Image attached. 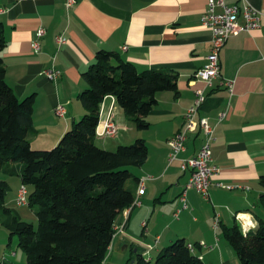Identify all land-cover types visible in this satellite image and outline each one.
I'll return each instance as SVG.
<instances>
[{
	"label": "crops",
	"instance_id": "crops-1",
	"mask_svg": "<svg viewBox=\"0 0 264 264\" xmlns=\"http://www.w3.org/2000/svg\"><path fill=\"white\" fill-rule=\"evenodd\" d=\"M246 2L260 14L259 27L229 37L219 55V77L206 86L194 76L211 48V33L201 22L206 0H76L69 10L65 0H0L6 83L19 99L34 97L37 133L29 139L31 147H54L85 114L79 100L87 88L82 75L99 50L119 54L138 72L158 69L177 77V93L156 94L145 130L133 126L114 97H105L100 105L95 139L99 147L114 150L137 139L147 145L146 162L131 169L134 178L143 179L140 205L117 217L106 262H127L136 250L153 261L162 248L183 239L198 246L204 264H239L223 237L224 228H242L244 223L253 231L257 221H264V0ZM241 3L226 0L229 6ZM238 22L243 23L242 18ZM38 28L45 30L39 39ZM58 36L67 42L57 44ZM34 41L38 51L32 48ZM49 69L60 76L47 79L43 72ZM197 89L203 90L205 101L196 118H206L214 128L211 157L219 173L208 199L188 190V207L183 209L179 196L189 172L181 170L180 160L196 154L203 135L199 127L190 132L185 150L173 161L167 140L182 127ZM58 105L64 107L62 116L55 113ZM221 113L225 117L219 120ZM108 118L118 128L113 138L99 135ZM128 186L135 189L132 182Z\"/></svg>",
	"mask_w": 264,
	"mask_h": 264
},
{
	"label": "trees",
	"instance_id": "trees-1",
	"mask_svg": "<svg viewBox=\"0 0 264 264\" xmlns=\"http://www.w3.org/2000/svg\"><path fill=\"white\" fill-rule=\"evenodd\" d=\"M6 46L0 21V53ZM0 56V172L18 176L27 189V206L34 207L37 225L21 220L6 204L8 184L0 179V224L26 255V264H103L115 236L117 217L135 199L138 179L132 168L147 159V145L105 150L96 144L100 105L114 97L125 117L138 130L148 128L146 117L159 92L177 93L175 74L135 66L115 52L99 50L83 73L87 88L79 95L85 114L62 135L51 150H33L29 139L33 125L34 97L19 99L5 80ZM132 182L133 187L128 183ZM264 210V200L262 202ZM223 237L239 264H264V221L242 234L239 225L224 228ZM177 239L162 248L153 261L136 250L126 264H204L198 246Z\"/></svg>",
	"mask_w": 264,
	"mask_h": 264
},
{
	"label": "built area",
	"instance_id": "built-area-1",
	"mask_svg": "<svg viewBox=\"0 0 264 264\" xmlns=\"http://www.w3.org/2000/svg\"><path fill=\"white\" fill-rule=\"evenodd\" d=\"M241 5L229 6L226 0H206V9L201 17L202 25L209 29L211 33V48L207 56L206 64L200 68L195 77L202 81L206 86H211L213 81L219 77L220 63L219 55L229 37L236 36L242 32H248L259 27L260 14L253 9L246 0H241ZM76 0H65V8L67 10L73 8ZM242 18L243 23H239L238 19ZM45 30L38 28L36 31V38L43 37ZM56 43L59 45L65 44L67 39L62 36L56 37ZM34 51H38L39 45L37 41L32 43ZM126 47H124L125 49ZM44 76L49 80H54L60 76V72L49 69L43 72ZM225 86L231 89V83L226 82ZM205 101V94L203 90L197 89L194 91L193 104L185 111L182 127L167 140L169 147V161L177 159V156L185 150V141L187 135L199 127L203 135L202 143L192 157L180 160V168L182 171H188L189 177L182 190L179 200L182 203V208L186 209L187 205V191L194 190L203 199H208L209 188L212 180L218 175L219 169L212 164L211 147L214 141V128L209 125L206 118H196L197 112ZM64 107L58 105L55 108V113L58 116L64 114ZM225 117L221 113L219 120ZM118 128L112 119H107L103 125L99 135L107 138H113L117 135ZM222 188L230 189V186H222ZM144 193L143 179H140L136 188V195L133 203L124 211L127 216L130 209L140 205L139 197ZM16 204L18 206L27 205V189L21 185L16 196ZM238 216V215H237ZM219 222L218 216L214 220V228ZM251 226L244 224L241 228L242 234L246 235L250 232ZM114 230L118 227L115 225ZM203 246V245H202ZM189 249H193L191 244H188ZM0 264H3L0 262Z\"/></svg>",
	"mask_w": 264,
	"mask_h": 264
},
{
	"label": "rangeland",
	"instance_id": "rangeland-1",
	"mask_svg": "<svg viewBox=\"0 0 264 264\" xmlns=\"http://www.w3.org/2000/svg\"><path fill=\"white\" fill-rule=\"evenodd\" d=\"M80 120V119H79ZM78 121V120H77ZM40 146L45 145H36L35 143L32 144L33 150H38ZM44 148V147H42ZM51 150L53 147H48ZM0 179L4 180L8 184V191L6 193V204L13 210H16L21 217V220L32 224L36 227L37 220L35 217V210L36 206L29 207V206H18L16 204V196L19 187L21 186L18 176L13 172L12 174H6L4 172H0ZM28 189V187H27ZM2 215L0 213V219ZM16 252V256L13 254ZM129 253V252H128ZM236 257V256H235ZM237 263H239L238 258H235ZM0 262L3 264H26V255L22 248L18 245V237L16 235L10 236L9 232L0 224ZM120 264L115 261L109 260L108 262L104 261L103 264ZM126 260L122 261L121 264H126Z\"/></svg>",
	"mask_w": 264,
	"mask_h": 264
},
{
	"label": "water",
	"instance_id": "water-1",
	"mask_svg": "<svg viewBox=\"0 0 264 264\" xmlns=\"http://www.w3.org/2000/svg\"><path fill=\"white\" fill-rule=\"evenodd\" d=\"M130 264H133V261H132V262H130Z\"/></svg>",
	"mask_w": 264,
	"mask_h": 264
}]
</instances>
